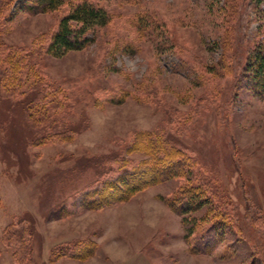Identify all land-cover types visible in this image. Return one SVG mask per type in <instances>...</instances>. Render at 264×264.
I'll return each mask as SVG.
<instances>
[{
	"label": "rangeland",
	"instance_id": "1",
	"mask_svg": "<svg viewBox=\"0 0 264 264\" xmlns=\"http://www.w3.org/2000/svg\"><path fill=\"white\" fill-rule=\"evenodd\" d=\"M88 1L108 24L56 56L68 4L0 0V264H264V0Z\"/></svg>",
	"mask_w": 264,
	"mask_h": 264
},
{
	"label": "trees",
	"instance_id": "2",
	"mask_svg": "<svg viewBox=\"0 0 264 264\" xmlns=\"http://www.w3.org/2000/svg\"><path fill=\"white\" fill-rule=\"evenodd\" d=\"M31 1L33 10L39 12L54 11L66 3L68 4V8L58 19L56 29L51 34L47 43V52L56 56H61L70 50L83 49L86 45L91 44L94 40V34L96 30L106 26L110 19L109 12L103 8V6L96 5L95 3L88 0H72L71 3H69L68 0ZM241 72L243 78L246 79L247 82L254 85L260 96H264V40L257 42V45H255L252 51L248 54V59ZM238 79L239 78H237V80ZM150 139L152 138H147V140H145V146L147 149L150 148ZM161 141L165 142L164 140ZM153 150L158 151L157 148ZM167 152L170 154L169 151ZM154 153L155 151L153 154ZM165 157L170 158V155L165 154L154 156L155 161L154 164H152V167H146L143 171H149L153 177H157V174H155L154 171L158 169L175 167L179 162H181L180 160H178V162L170 159H168L169 161H166L165 159L167 158ZM123 172L111 178L112 180L109 178V181L106 183L114 184L113 182L115 181L118 182L119 180L130 177L133 173L134 175L135 173H138L127 172V170H124ZM167 176L168 174H162L161 177L158 176V179H164L167 178ZM200 192L201 191H199V193ZM192 197L193 198L190 199L191 202L188 203L190 206H192L191 210L198 209L205 203V201H203L200 196L192 195ZM175 198L179 199L180 201L187 199L186 196L181 194ZM185 203L187 202L185 201Z\"/></svg>",
	"mask_w": 264,
	"mask_h": 264
}]
</instances>
